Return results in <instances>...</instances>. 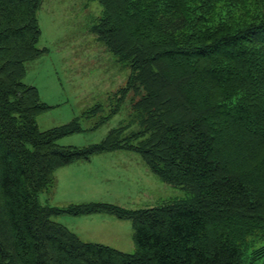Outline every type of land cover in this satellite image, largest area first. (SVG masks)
Listing matches in <instances>:
<instances>
[{"label":"trees","instance_id":"obj_1","mask_svg":"<svg viewBox=\"0 0 264 264\" xmlns=\"http://www.w3.org/2000/svg\"><path fill=\"white\" fill-rule=\"evenodd\" d=\"M97 1L93 31L129 67L110 114L128 99L130 117L80 147L58 143L77 119L39 129L49 106L23 81L44 52L41 0H0V264H264V0ZM117 149L192 196L40 203L58 167ZM63 213L130 220L135 250L81 240L54 219Z\"/></svg>","mask_w":264,"mask_h":264},{"label":"rangeland","instance_id":"obj_2","mask_svg":"<svg viewBox=\"0 0 264 264\" xmlns=\"http://www.w3.org/2000/svg\"><path fill=\"white\" fill-rule=\"evenodd\" d=\"M100 14L101 5L97 0H41L37 10L38 47L44 48V52L26 62L23 81L35 86L40 100L49 106L36 116L39 129L78 120L81 129L61 137L60 145L83 147L100 142L111 129L125 124L130 117L128 99L116 113L110 114L115 104L112 94L124 85L129 67L97 39L93 27ZM96 106L99 108L92 110ZM104 116L107 118L102 121ZM73 162L78 165L60 166V176V167L54 171L55 182L50 189L39 193L40 203L64 207L103 201L139 209L192 196L188 188L161 180L134 151H105ZM61 178L90 187L94 198L69 200L84 196L78 193L80 189L58 185ZM59 217L70 219L72 229L59 222ZM54 219L83 241L106 244L129 253L135 250L130 220L105 213H63Z\"/></svg>","mask_w":264,"mask_h":264},{"label":"crops","instance_id":"obj_3","mask_svg":"<svg viewBox=\"0 0 264 264\" xmlns=\"http://www.w3.org/2000/svg\"><path fill=\"white\" fill-rule=\"evenodd\" d=\"M73 163H71V164L74 165V166L78 165L77 163L76 164H73ZM61 173H62V169L60 167V169L58 170V175L60 176ZM59 184H63V185H66L67 187H71L73 190L80 189V190H78V193L80 194V196H84V197H72V198L69 199L71 201L88 200V199L94 198V197H92L93 195H91L93 190L90 187L84 186V185L80 184L79 182L71 180L70 178H61V179H59L58 180V185ZM82 188H87V189H82ZM57 220L59 222L63 223V224L69 225L71 227V229H72V225H71L70 219H64L62 217H59Z\"/></svg>","mask_w":264,"mask_h":264}]
</instances>
